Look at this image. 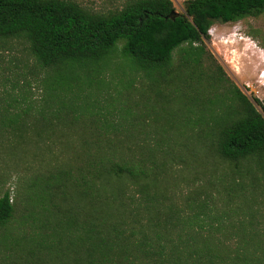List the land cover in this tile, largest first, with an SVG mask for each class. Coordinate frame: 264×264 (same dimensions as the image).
Returning a JSON list of instances; mask_svg holds the SVG:
<instances>
[{
    "label": "rangeland",
    "instance_id": "374dc122",
    "mask_svg": "<svg viewBox=\"0 0 264 264\" xmlns=\"http://www.w3.org/2000/svg\"><path fill=\"white\" fill-rule=\"evenodd\" d=\"M75 1L100 10L126 0ZM172 1L184 12L186 0ZM208 33L197 63L184 62L178 49L157 80L130 68L119 43L98 73L56 103L43 89L49 70L34 66L26 44L0 48V95L25 96L17 120L0 124V197L10 194L12 227L24 215L27 225L46 226L11 252L0 239L1 264H69L72 254L47 250L56 237L68 245L64 219L112 245L95 264H264V191L224 184L234 167L213 148V118L227 113L209 88L210 75L224 74L253 102L264 100V13L217 22ZM116 168L136 170L149 189L141 191L143 180L101 178ZM202 200L212 215L230 216L207 219L197 212Z\"/></svg>",
    "mask_w": 264,
    "mask_h": 264
},
{
    "label": "trees",
    "instance_id": "16d2710c",
    "mask_svg": "<svg viewBox=\"0 0 264 264\" xmlns=\"http://www.w3.org/2000/svg\"><path fill=\"white\" fill-rule=\"evenodd\" d=\"M174 11L172 0H126L120 6L100 10L75 0H0V48H11L16 41L26 44L34 66L49 70L42 80L43 89L45 97L56 103L61 93L81 86L98 73L115 56L119 43H122L121 59L152 80L164 76L178 49L184 62L195 64L205 54L204 40L209 39L208 32L215 23L257 17L264 13V0H186L184 12L171 19L169 15ZM209 80L211 95L222 98L221 108L227 113L221 122L213 118V132L217 130L213 134V148L234 167L224 184L231 180L234 185L237 182L235 187L250 186L253 192L264 191V100L253 102L224 74L214 73ZM23 94L5 91L0 95V116L7 117L0 120L1 125L17 120L12 117L14 110L25 103L19 99H25ZM209 100L214 101L211 96ZM49 104L43 106L46 108ZM104 176L145 181L132 168H116L101 178ZM142 189L146 193L149 184L146 182ZM226 190L224 185L223 192L227 194L230 190ZM144 197L157 196L146 194ZM222 197L225 200L226 196ZM207 208L206 200L197 204V212L207 219L213 218L215 223H223V218L230 216L226 212L212 215ZM13 217V202L6 192L0 197V229L4 231L0 239L12 244L4 246L0 242V246L10 252L20 248L26 237L37 235L46 227L34 222L32 226L27 225L29 215L23 216L20 227H12ZM64 222L71 227L72 235L67 234L69 243L65 245L61 239L57 242L56 237L47 246L50 253L55 252L57 256L61 250L64 258L72 254L69 264H95L97 255L109 254L112 245L93 238L85 225L67 219ZM3 235L8 238H2ZM15 235L18 238L13 241ZM38 245L41 244L38 242Z\"/></svg>",
    "mask_w": 264,
    "mask_h": 264
},
{
    "label": "water",
    "instance_id": "95a60500",
    "mask_svg": "<svg viewBox=\"0 0 264 264\" xmlns=\"http://www.w3.org/2000/svg\"><path fill=\"white\" fill-rule=\"evenodd\" d=\"M177 12L176 11H174V12H172L170 15H169V17L171 18V19H174L176 16H177Z\"/></svg>",
    "mask_w": 264,
    "mask_h": 264
},
{
    "label": "bare ground",
    "instance_id": "6f19581e",
    "mask_svg": "<svg viewBox=\"0 0 264 264\" xmlns=\"http://www.w3.org/2000/svg\"><path fill=\"white\" fill-rule=\"evenodd\" d=\"M263 75H264V73H263Z\"/></svg>",
    "mask_w": 264,
    "mask_h": 264
}]
</instances>
